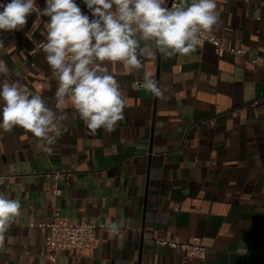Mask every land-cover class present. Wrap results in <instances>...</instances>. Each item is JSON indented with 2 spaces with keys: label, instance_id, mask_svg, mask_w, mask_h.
<instances>
[{
  "label": "crops",
  "instance_id": "0c3cea01",
  "mask_svg": "<svg viewBox=\"0 0 264 264\" xmlns=\"http://www.w3.org/2000/svg\"><path fill=\"white\" fill-rule=\"evenodd\" d=\"M215 3L219 24L207 34L245 50L243 59L204 44L186 56L140 57L134 73L109 64L124 118L111 133L86 134L66 98L51 154L30 132L0 128V191L21 204L0 237V264H48L44 234L30 225L50 222L53 209L68 223L119 226L98 233L92 252H60L54 264H264V0ZM48 20L32 13L22 30L0 31V60L58 111L44 53L27 60ZM145 76L167 89L163 99L140 87ZM158 239L197 240L205 258Z\"/></svg>",
  "mask_w": 264,
  "mask_h": 264
},
{
  "label": "clouds",
  "instance_id": "9594fccd",
  "mask_svg": "<svg viewBox=\"0 0 264 264\" xmlns=\"http://www.w3.org/2000/svg\"><path fill=\"white\" fill-rule=\"evenodd\" d=\"M89 15L76 0H45L42 9L35 0H10L0 4V31L22 30L28 16L48 17L46 40L39 44L57 82L54 111L41 95L12 81L10 69L0 60V128L11 132L20 127L45 142L51 154L53 141L62 135L67 113L66 98L86 124V134L103 128L111 133L124 118V99L109 64H122L138 72L142 60L158 54L172 58L196 50L201 35L218 26L215 0H83ZM143 42V43H142ZM4 43L0 40V49ZM107 62V63H106ZM157 98L167 89L145 76L140 85ZM21 204L0 191V237L20 215ZM112 224L111 231H118Z\"/></svg>",
  "mask_w": 264,
  "mask_h": 264
},
{
  "label": "built area",
  "instance_id": "2783aa9c",
  "mask_svg": "<svg viewBox=\"0 0 264 264\" xmlns=\"http://www.w3.org/2000/svg\"><path fill=\"white\" fill-rule=\"evenodd\" d=\"M45 1V0H44ZM177 0H171L169 7ZM83 13L91 16L87 6L83 0H76ZM39 43L33 46L27 52V60H29L37 51L40 50ZM204 44H210L214 53L217 56H222L227 53L232 56L243 59L245 50L227 47L223 41L210 37L207 32L203 33L196 48L202 47ZM253 64L257 62L252 61ZM54 178H60V174L55 173ZM60 194V190H53V197L56 198ZM30 227L37 228L45 237V254L48 264L56 262L57 254L60 252H75L77 254L92 252L98 241L97 234L102 231H111V228H106L104 225L96 223H87L84 221L78 223L66 222L59 213L58 209H53L52 217L48 223L31 224ZM156 244L163 247H168L174 251H180L186 256L194 259L203 260L205 258V248L197 240H189L186 242L172 241L166 239L155 240Z\"/></svg>",
  "mask_w": 264,
  "mask_h": 264
}]
</instances>
